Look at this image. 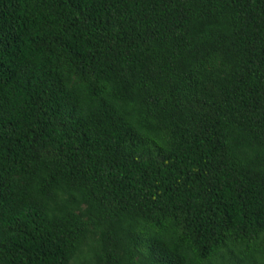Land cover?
<instances>
[{
  "label": "trees",
  "instance_id": "1",
  "mask_svg": "<svg viewBox=\"0 0 264 264\" xmlns=\"http://www.w3.org/2000/svg\"><path fill=\"white\" fill-rule=\"evenodd\" d=\"M0 264H264V0H0Z\"/></svg>",
  "mask_w": 264,
  "mask_h": 264
}]
</instances>
